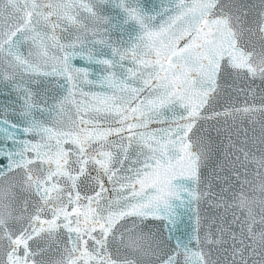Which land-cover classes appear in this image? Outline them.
<instances>
[{
	"label": "snow or ice",
	"instance_id": "obj_1",
	"mask_svg": "<svg viewBox=\"0 0 264 264\" xmlns=\"http://www.w3.org/2000/svg\"><path fill=\"white\" fill-rule=\"evenodd\" d=\"M0 264H264V0H0Z\"/></svg>",
	"mask_w": 264,
	"mask_h": 264
}]
</instances>
